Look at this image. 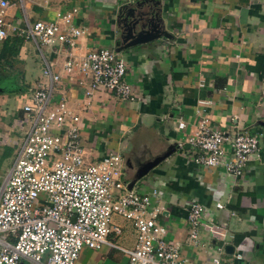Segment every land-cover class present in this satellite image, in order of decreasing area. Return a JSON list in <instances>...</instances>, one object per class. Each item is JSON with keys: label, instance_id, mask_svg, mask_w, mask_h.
<instances>
[{"label": "crops", "instance_id": "1", "mask_svg": "<svg viewBox=\"0 0 264 264\" xmlns=\"http://www.w3.org/2000/svg\"><path fill=\"white\" fill-rule=\"evenodd\" d=\"M135 1L27 0L24 14L29 21L50 22L74 8L72 23L82 33L71 53L79 55L97 47L114 49V11L120 4ZM152 1L158 2L166 36L159 34L116 51L125 62V80L133 100L97 90L84 107L81 101L90 78L74 72L55 83L51 103L63 98L79 114L85 161L117 152L129 176L144 161L170 150L135 179L132 187L143 192L158 189L167 210L156 221L192 264H208L214 254L220 264H264V0ZM6 14L9 23L23 25L18 5L8 7ZM12 36L16 35L8 37ZM63 49H38L32 41L22 39L10 61L12 73L19 74V86L31 92L44 87L41 68L46 62L52 72H58ZM36 52L41 59L26 67L25 61ZM12 83L0 80V86L6 88L0 91V145L7 149L11 124L15 130L26 124L21 106L8 103L14 96L9 93L17 89ZM203 117L211 129L256 136L258 155L246 161L237 179L222 168L193 165L178 147ZM178 118L184 122L181 130L176 129ZM18 143L13 142V157ZM191 201L204 207L198 228V243L204 246L187 240L186 209ZM216 203L222 207L217 208ZM112 219L120 226V233L108 234L107 242L98 249L83 247L74 264L126 263L122 249L133 246L135 229L117 215Z\"/></svg>", "mask_w": 264, "mask_h": 264}, {"label": "built area", "instance_id": "2", "mask_svg": "<svg viewBox=\"0 0 264 264\" xmlns=\"http://www.w3.org/2000/svg\"><path fill=\"white\" fill-rule=\"evenodd\" d=\"M13 5L22 11V26L6 20V10ZM27 7V0H0V44L13 33L23 41H32L38 49L63 46L64 55L58 72H52L44 62L41 74L45 86L33 89L30 101L21 105L27 129L0 182V264H74L83 247L98 249L107 242L108 234L120 233L114 215L128 220L135 229L133 246L122 249L125 264H192L156 221L167 210L158 189L143 192L128 188L130 179L117 152L85 161L79 114L63 98L51 103L55 83L74 72L90 78L81 101L84 107L97 90L133 100L123 58L108 47L71 53L82 33L72 23L74 8L58 14L54 21L43 22L29 21L24 14ZM183 127L178 118L176 129ZM177 145L193 165L222 168L233 180L240 176L246 161L258 155L254 134L211 129L205 117ZM215 205L222 207L221 203ZM203 214L199 202L187 206V240L194 246L205 245L198 243ZM208 264H220L218 256L211 255Z\"/></svg>", "mask_w": 264, "mask_h": 264}, {"label": "water", "instance_id": "3", "mask_svg": "<svg viewBox=\"0 0 264 264\" xmlns=\"http://www.w3.org/2000/svg\"><path fill=\"white\" fill-rule=\"evenodd\" d=\"M157 3L152 0H137L135 2L120 4L115 9L114 19L117 28L116 41L113 44L115 51L144 43L157 37L159 34L166 36V32L162 30V18L158 14L159 8ZM5 89L4 86H0V91ZM169 151L167 150L159 156L144 161L136 168L134 176L129 180L127 187H132L135 179H139L145 175L149 169L167 156Z\"/></svg>", "mask_w": 264, "mask_h": 264}, {"label": "rangeland", "instance_id": "4", "mask_svg": "<svg viewBox=\"0 0 264 264\" xmlns=\"http://www.w3.org/2000/svg\"><path fill=\"white\" fill-rule=\"evenodd\" d=\"M31 60L25 61V66L30 67L29 64H32L33 61H38L41 59L40 53L36 52L33 54H30ZM11 58L7 62H1L0 64V80H12L14 83H12L15 87H17L16 90H13L9 93V95L14 94V96H10V100H8V103L11 105H17L21 106L23 102L30 101L31 98V91H25L23 89V86H19L20 78L18 73H12L14 70L12 69V66L10 65ZM12 73V74H11ZM21 85V84H20ZM12 125L11 135L9 137V146L10 148L7 149L4 146L0 145V182L4 175L6 174L10 163L13 158L12 149H13V142L16 140L17 142L21 141L22 135L24 131L27 129V124L24 125L22 129H19V126L15 130V128ZM12 136V137H11ZM10 150V151H9ZM6 151V152H4ZM4 153V158H1V154ZM134 176V174L129 175L128 178L131 179ZM113 194H116L117 192L113 189Z\"/></svg>", "mask_w": 264, "mask_h": 264}, {"label": "trees", "instance_id": "5", "mask_svg": "<svg viewBox=\"0 0 264 264\" xmlns=\"http://www.w3.org/2000/svg\"><path fill=\"white\" fill-rule=\"evenodd\" d=\"M22 39L20 37L12 36L6 37L3 42L0 44V64L1 62H7L10 58L16 55L18 44ZM26 264V263H22Z\"/></svg>", "mask_w": 264, "mask_h": 264}]
</instances>
